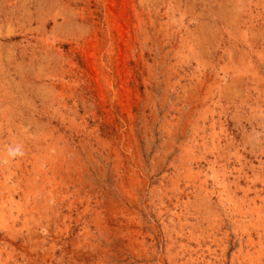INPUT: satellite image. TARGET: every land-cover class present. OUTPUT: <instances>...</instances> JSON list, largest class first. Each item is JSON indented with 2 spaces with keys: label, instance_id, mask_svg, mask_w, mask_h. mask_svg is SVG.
<instances>
[{
  "label": "rangeland",
  "instance_id": "rangeland-1",
  "mask_svg": "<svg viewBox=\"0 0 264 264\" xmlns=\"http://www.w3.org/2000/svg\"><path fill=\"white\" fill-rule=\"evenodd\" d=\"M0 264H264V0H0Z\"/></svg>",
  "mask_w": 264,
  "mask_h": 264
},
{
  "label": "bare ground",
  "instance_id": "bare-ground-1",
  "mask_svg": "<svg viewBox=\"0 0 264 264\" xmlns=\"http://www.w3.org/2000/svg\"><path fill=\"white\" fill-rule=\"evenodd\" d=\"M217 177V176H216ZM228 178V177H227ZM224 180V179H223ZM222 181V180H221ZM214 182H216V181H214ZM219 184H221V183H219ZM226 187H227V184H226ZM224 188V187H223ZM228 188H230V187H228ZM247 189V188H246ZM227 191V190H226ZM228 191H229V189H228ZM255 191V190H254ZM242 192H244V191H242ZM248 192V191H247ZM229 194H230V192H228ZM234 194V193H233ZM227 195V194H226ZM230 198V197H229ZM228 199V198H227ZM230 203H231V201H230ZM236 204V203H235ZM234 204V205H235ZM238 207V206H237ZM240 207V206H239ZM256 209V208H255ZM252 213H254L255 212V210H254V212L253 211H251ZM238 222V221H237ZM239 224V223H238ZM250 245V244H249Z\"/></svg>",
  "mask_w": 264,
  "mask_h": 264
},
{
  "label": "clouds",
  "instance_id": "clouds-1",
  "mask_svg": "<svg viewBox=\"0 0 264 264\" xmlns=\"http://www.w3.org/2000/svg\"><path fill=\"white\" fill-rule=\"evenodd\" d=\"M14 151H19L18 149H16V150H14ZM10 154H12L11 152H10Z\"/></svg>",
  "mask_w": 264,
  "mask_h": 264
}]
</instances>
